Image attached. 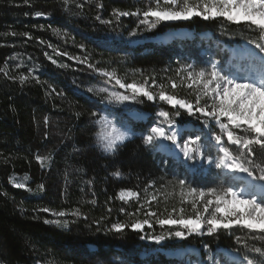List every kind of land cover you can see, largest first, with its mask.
<instances>
[{"label":"trees","instance_id":"1","mask_svg":"<svg viewBox=\"0 0 264 264\" xmlns=\"http://www.w3.org/2000/svg\"><path fill=\"white\" fill-rule=\"evenodd\" d=\"M154 6L155 0H0V264H184L183 258L155 250L187 246L200 252L225 249L264 264V255L256 252H264V234L258 231L236 227L174 241L175 228L156 222L194 215L193 203L203 211L204 201L190 189L245 187L233 175L208 162L203 172L192 173L171 158L162 160L143 142L150 127L146 121L133 122L132 136L115 152L96 142V123L107 101L97 88L99 72L123 83H165L176 77L180 64L199 72L231 61L220 44L206 47L199 41L200 33L228 46L259 38L220 17L148 30L142 12ZM122 11L141 15L120 16ZM177 29L191 31L194 38L152 41ZM135 39L141 42L131 45ZM251 66L256 78L264 75V62ZM243 68L237 72L243 74ZM200 91L179 83L175 95L194 98ZM140 107L154 110L148 102L140 101ZM168 110L170 115L179 111L174 119L182 124H199L197 113ZM222 140L235 151L225 136ZM209 144L206 161L221 156ZM122 191L137 195L121 199ZM144 219L151 227L132 229ZM160 235L162 245L149 241Z\"/></svg>","mask_w":264,"mask_h":264},{"label":"snow or ice","instance_id":"2","mask_svg":"<svg viewBox=\"0 0 264 264\" xmlns=\"http://www.w3.org/2000/svg\"><path fill=\"white\" fill-rule=\"evenodd\" d=\"M36 15L40 16L42 13L37 12ZM119 15L138 16L141 13L122 11ZM142 16L144 19L141 20V24L146 25L148 30L157 29L164 23L189 21L194 17H200L205 21L215 20L218 17L224 18L229 23L243 25L256 32L259 38L249 40L248 43L253 44L259 53L264 55V42H261L264 41V0H197L196 3H191L190 0H155V6L143 11ZM104 75L112 74L105 72ZM187 78L193 83L199 81L202 84V90L197 94L194 103L178 98L176 95L167 94L165 91L158 93L159 100L173 107L185 109L189 115L200 113L216 122L220 134H216L214 139L222 155L218 158L207 156L208 164L228 173H243L253 180L264 182V166H261L264 165V75L253 79L238 78L222 74L217 64L212 63L211 71L188 72ZM115 82L121 89L131 90V95L112 93L117 101H134L137 96L146 97L149 101L155 99L153 92L146 87L147 81L137 84L122 83L117 79ZM172 87L176 88L177 85L173 82ZM99 91L107 92V89L101 88ZM204 97L210 99L211 104L207 101L201 104V99ZM158 115L163 118V121L151 127L150 133L144 137V144L155 145L162 150L167 145L161 142H170L179 148L186 159L194 160L196 154L200 152V148L195 146L200 137L179 143L178 137L181 133L175 129L174 117L179 116L180 112L170 115L168 111H160ZM222 117L227 118V122H224ZM107 126L106 122L105 127ZM99 136L106 152H115L117 146L128 139L127 133L115 127L110 131H102ZM222 136L227 137L228 144L235 146V151L225 146ZM201 155L205 158L203 154ZM258 155L260 163L256 161ZM178 183L183 186L185 181L181 179ZM16 186L23 187V185ZM257 188H259V195H264V184L259 186L249 184L247 188L240 190H234L232 186H221L211 188L207 193L190 189L191 194H198L199 199L204 201L203 211L197 209L196 204L193 203L194 215L187 217L181 215L178 218L170 215L167 218L157 219L156 222L162 227L179 226L183 230L174 231L171 235L180 239H185L186 235L200 233L205 225L209 234L217 233L220 229L230 231L236 227L264 234V200L258 198L254 191ZM136 195L137 193L131 191L120 193L121 199ZM206 195L213 198L205 200ZM59 215L63 216L64 213L61 212ZM149 215L156 214L153 212ZM145 225L151 227L148 219L133 223L131 227L133 230L142 231ZM113 228L121 231L123 225L114 224ZM149 239L160 243L165 237L160 235ZM256 252L264 255L260 248H257ZM244 260L247 264H254L253 260L247 256Z\"/></svg>","mask_w":264,"mask_h":264},{"label":"rangeland","instance_id":"3","mask_svg":"<svg viewBox=\"0 0 264 264\" xmlns=\"http://www.w3.org/2000/svg\"><path fill=\"white\" fill-rule=\"evenodd\" d=\"M191 3H196L197 0H190ZM184 22V21H179ZM180 33L175 32H169L167 33L168 36L162 37L156 36L152 41H160L161 39L165 38H171L176 37L177 39H187L191 40L194 38V35L191 31L188 30H180ZM199 41H201L206 47L209 46H217L220 44V47L225 48L228 52V55L231 59L229 63H226L222 66L221 63L215 62L217 64V68L221 70L222 74H228L230 76H236L238 78H247V79H253L256 78V75H253L252 73L255 72L253 65L254 62H264V55L259 53V50L256 49L253 45L243 42L235 45V46H228L224 45L221 41L214 38L211 33H200L197 35ZM138 39L132 40L130 42L131 45L136 44ZM198 43V42H197ZM243 65H246V68H243V74H240L237 72L238 69L242 68ZM191 72L187 67L183 66L182 64L179 65V69H177L176 77L171 78L169 81L162 83L157 80L147 81L146 87L149 91L153 92L155 99L153 101L147 100L146 97L137 96L136 100L134 101H127V102H121L114 99L112 93H119L121 95L127 94L131 95V90L127 89H121L118 84H116L117 78L114 76H105L103 72H99V77L97 78V88L100 90L101 88H106L107 92H103L106 94L107 101L102 103V114L96 124L97 125V131L95 134L96 142L97 144L103 146V141L100 139L99 134L104 131H110L113 127L118 129L119 131L125 132L128 135V139L132 136L133 130V122H140L144 119L146 122H150V127L144 134L145 137L150 133V129L153 126H156L160 122L163 121V118L160 117L158 114L160 111H168V109H179L178 107H173L165 101H160L158 98V93L160 91H165L167 94H177L176 88L172 87L173 82L178 86L179 83H184L187 86L191 84L192 89H198L202 90V84L197 81L196 83H193L192 80L187 78V73ZM258 78V77H257ZM145 81H137L131 83H144ZM155 82V83H153ZM123 83V82H122ZM189 87V86H188ZM177 96V95H176ZM178 97V96H177ZM182 98L183 97H178ZM196 97L194 98H186V100L193 102L195 101ZM140 101L148 102L152 105H154V110L149 113L146 111H143L140 107ZM207 103L211 104V100L207 101ZM201 104H204L201 102ZM187 112L185 109H181ZM198 117V118H197ZM224 122H227V118L222 117L221 118ZM199 124L197 126H194L190 123L188 124H182L179 121H176L175 123V129L181 133V135L178 137V142L183 143L185 140H195L197 136L200 137V140L195 145L196 147L200 148V152L196 154V158L194 160H188L186 159L183 154L180 152L179 148L176 145H172L170 142H161L167 145L164 149H158L155 145L154 149L159 154L160 158L166 159L171 158V160H174L175 162H178L182 164L186 169H188V172H196L201 171L203 172L205 170V167L207 166V161L204 160V150L206 146L212 145L218 150V145H216L214 136L216 134L220 133L219 126L216 124L215 121L211 120L208 117H205L201 115L200 113H197L195 119ZM108 123V126L105 127V123ZM165 127H167L165 125ZM226 137V136H225ZM227 138V137H226ZM222 155V153H220ZM233 175L237 180L241 181L244 186H241L238 189L234 190H240L241 188H247L249 184H255L257 186L264 184V182L253 180L249 182L247 180L246 176L240 177L238 176V173H230ZM257 195H259V188L254 190ZM252 194V193H249ZM168 226V225H167ZM172 228H175L174 231L177 230H183L179 226H169ZM141 231V230H139ZM186 232V230H184ZM207 232V226L201 230L200 233ZM200 233H193V234H200ZM180 238H175L174 241L178 240ZM150 242L155 243L154 240L149 239ZM164 243V240L160 243H155L156 245H162ZM158 253L165 254L168 257H181L184 260V264H247V261L244 260L242 257H240L238 254L234 252H230L225 249H217V250H207L202 248L201 252L198 251L193 246H187L186 249H176L174 251H168L162 247L156 248ZM231 253L236 254V256Z\"/></svg>","mask_w":264,"mask_h":264},{"label":"bare ground","instance_id":"4","mask_svg":"<svg viewBox=\"0 0 264 264\" xmlns=\"http://www.w3.org/2000/svg\"><path fill=\"white\" fill-rule=\"evenodd\" d=\"M238 176L243 177V176H246V174L238 173ZM246 177H247V180H249V182L252 181L251 177H248V176H246ZM231 254H233V256H234V255L236 256V254H234V253H231Z\"/></svg>","mask_w":264,"mask_h":264},{"label":"water","instance_id":"5","mask_svg":"<svg viewBox=\"0 0 264 264\" xmlns=\"http://www.w3.org/2000/svg\"><path fill=\"white\" fill-rule=\"evenodd\" d=\"M183 31V30H182ZM185 31V30H184ZM176 32H181L180 30H177ZM167 33H169V32H167ZM167 33H165V34H162V37H165V36H168V34Z\"/></svg>","mask_w":264,"mask_h":264},{"label":"clouds","instance_id":"6","mask_svg":"<svg viewBox=\"0 0 264 264\" xmlns=\"http://www.w3.org/2000/svg\"><path fill=\"white\" fill-rule=\"evenodd\" d=\"M102 147H103V150L105 151L104 146H102Z\"/></svg>","mask_w":264,"mask_h":264}]
</instances>
